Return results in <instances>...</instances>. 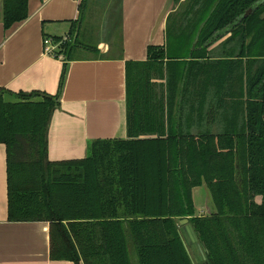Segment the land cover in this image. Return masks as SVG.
<instances>
[{
    "label": "trees",
    "instance_id": "1",
    "mask_svg": "<svg viewBox=\"0 0 264 264\" xmlns=\"http://www.w3.org/2000/svg\"><path fill=\"white\" fill-rule=\"evenodd\" d=\"M172 2L182 8L167 15L163 45L125 63L126 139L48 159L66 64L80 46L98 52L76 22L56 94L0 89L7 220L47 222L50 260L193 264L177 224L187 217L201 264H264V0ZM2 9L9 29L28 17V0ZM203 184L213 210L196 216L192 189Z\"/></svg>",
    "mask_w": 264,
    "mask_h": 264
},
{
    "label": "crops",
    "instance_id": "2",
    "mask_svg": "<svg viewBox=\"0 0 264 264\" xmlns=\"http://www.w3.org/2000/svg\"><path fill=\"white\" fill-rule=\"evenodd\" d=\"M80 2L28 0V17L5 29L0 0V89L56 94L64 61L44 53L43 39L68 37L75 22V36L80 24V38L102 54L86 56L91 51L80 46L66 64L59 106L47 129L48 159L53 161L85 157L89 142L96 139L127 138L125 63L145 61L149 46L163 45L166 18L173 5L172 0H107L106 37L91 43L93 30L85 15L89 0L83 16ZM114 2L118 3L117 12L112 9ZM116 24L120 53L108 56L112 46L109 35L114 31L115 36ZM4 100L17 101L10 94H5ZM0 264H74L50 260L47 222L7 220L6 150L1 143Z\"/></svg>",
    "mask_w": 264,
    "mask_h": 264
},
{
    "label": "rangeland",
    "instance_id": "3",
    "mask_svg": "<svg viewBox=\"0 0 264 264\" xmlns=\"http://www.w3.org/2000/svg\"><path fill=\"white\" fill-rule=\"evenodd\" d=\"M183 1V0H182ZM109 2L107 0L99 1V0H89L88 7H87V12L85 13L86 15V21L90 23L91 29L93 30V34L91 37V43H98L100 40H103L106 35H105V30H106V24H107V14L106 11L108 8ZM182 8L181 3L173 4L171 11H177ZM111 9V8H110ZM114 10V9H113ZM117 12L116 10H114ZM112 12V11H111ZM115 29V36L113 35V32L111 35H109L111 38L110 40L112 41L109 52H107L108 56H116L118 53H120V29L119 27L116 26L114 27ZM115 37V38H114ZM83 41V39H82ZM84 42V41H83ZM90 43V42H89ZM90 45V44H89ZM86 52V50H85ZM84 55L86 56H99L102 55L99 51L97 53H92L88 52L85 53ZM192 198L194 202V214L196 216H204L209 213V211L213 210L211 198L209 195V192L205 185H201L198 187H195L192 189ZM257 201H260V198H257ZM182 218L180 220H177V224L179 227V231L183 233V227L185 226L186 223H181V220L186 219ZM188 219V218H187ZM189 223V222H188ZM190 224V223H189ZM185 238V236H184ZM186 240V239H185ZM187 242V241H186ZM188 251V255L191 258L193 264H201L203 262L201 258V253L194 243H185ZM133 255V254H131ZM134 257L132 256V259Z\"/></svg>",
    "mask_w": 264,
    "mask_h": 264
},
{
    "label": "built area",
    "instance_id": "4",
    "mask_svg": "<svg viewBox=\"0 0 264 264\" xmlns=\"http://www.w3.org/2000/svg\"><path fill=\"white\" fill-rule=\"evenodd\" d=\"M69 37L64 36L61 37L59 41L54 40V38L51 37H45L43 39V51L44 53L56 57L59 59H63V54L61 51V44L64 43L66 40H68Z\"/></svg>",
    "mask_w": 264,
    "mask_h": 264
},
{
    "label": "water",
    "instance_id": "5",
    "mask_svg": "<svg viewBox=\"0 0 264 264\" xmlns=\"http://www.w3.org/2000/svg\"><path fill=\"white\" fill-rule=\"evenodd\" d=\"M251 11H252V8L247 9L242 17H245ZM181 223H186L185 226L183 227V233H184L187 243H195L202 257L204 258L205 251L203 250L202 244L198 241V238L193 230V227L191 226V224L188 223V219L186 218V219L181 220ZM184 245H185V242H184Z\"/></svg>",
    "mask_w": 264,
    "mask_h": 264
}]
</instances>
